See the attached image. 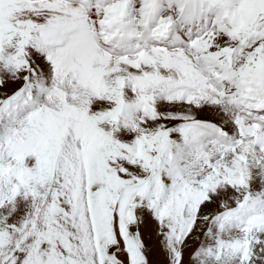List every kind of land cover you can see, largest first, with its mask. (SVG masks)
<instances>
[{
  "label": "snow or ice",
  "instance_id": "obj_1",
  "mask_svg": "<svg viewBox=\"0 0 264 264\" xmlns=\"http://www.w3.org/2000/svg\"><path fill=\"white\" fill-rule=\"evenodd\" d=\"M0 264H264V0H0Z\"/></svg>",
  "mask_w": 264,
  "mask_h": 264
}]
</instances>
